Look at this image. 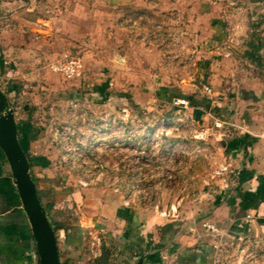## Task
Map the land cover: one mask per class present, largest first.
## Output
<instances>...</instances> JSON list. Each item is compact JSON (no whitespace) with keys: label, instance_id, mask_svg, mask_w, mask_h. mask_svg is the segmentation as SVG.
Returning <instances> with one entry per match:
<instances>
[{"label":"rangeland","instance_id":"1","mask_svg":"<svg viewBox=\"0 0 264 264\" xmlns=\"http://www.w3.org/2000/svg\"><path fill=\"white\" fill-rule=\"evenodd\" d=\"M112 1L99 26L90 17L81 40L50 58L32 60L15 43L9 51L0 44V89L50 167L30 175H53L64 196L103 189L167 220L201 221L226 190L214 173L226 163L227 138L214 126L224 120L203 105L213 96L205 75L224 48L206 24L209 2ZM64 53L81 60V77L49 69ZM259 244L231 240L227 253L237 264H264Z\"/></svg>","mask_w":264,"mask_h":264},{"label":"crops","instance_id":"2","mask_svg":"<svg viewBox=\"0 0 264 264\" xmlns=\"http://www.w3.org/2000/svg\"><path fill=\"white\" fill-rule=\"evenodd\" d=\"M87 1L0 0V44L9 51L15 43L32 60L68 51L65 45L81 40L90 17L99 26L110 2L92 0L90 10ZM205 1L211 12L206 24L216 33L212 41L224 48L215 54L221 63L210 64L205 75L213 96L203 105L240 130L223 142L224 164L236 175L205 218L176 222L122 205L103 189H74L64 196L53 175L37 173L39 194L53 206L48 215L55 220L61 264H237L227 253L231 240L258 242L264 250V0ZM224 30L226 41L217 38ZM15 121L30 169L50 171L34 150L29 124ZM0 264H36L29 222L1 149Z\"/></svg>","mask_w":264,"mask_h":264},{"label":"water","instance_id":"3","mask_svg":"<svg viewBox=\"0 0 264 264\" xmlns=\"http://www.w3.org/2000/svg\"><path fill=\"white\" fill-rule=\"evenodd\" d=\"M0 149L6 158L8 172L29 222L36 264H61L55 237V220L48 215L45 205L39 199L37 183L30 175L28 158L19 143L14 111L1 89Z\"/></svg>","mask_w":264,"mask_h":264},{"label":"built area","instance_id":"4","mask_svg":"<svg viewBox=\"0 0 264 264\" xmlns=\"http://www.w3.org/2000/svg\"><path fill=\"white\" fill-rule=\"evenodd\" d=\"M49 69L55 73L62 75L66 79L79 78L83 73L81 60L77 57L67 55H64L62 58L51 62L49 64ZM204 90L209 93V88L205 87ZM214 126L216 129L223 131L221 135L224 137L231 136L233 135L234 130H238L237 127L225 121L217 120L214 122ZM239 131L240 130H238V132ZM214 173L216 176L221 178L223 186L225 188L227 187V179L231 178V176L236 175V173L231 170L230 166L227 164H222Z\"/></svg>","mask_w":264,"mask_h":264},{"label":"trees","instance_id":"5","mask_svg":"<svg viewBox=\"0 0 264 264\" xmlns=\"http://www.w3.org/2000/svg\"><path fill=\"white\" fill-rule=\"evenodd\" d=\"M184 100H187L188 102H190V98H184ZM191 103V102H190ZM195 105H197L196 104V102L194 103ZM194 106V105H193ZM29 164H30V167L32 166V160H29ZM32 179L37 183V190H38V180L36 179V178H33L32 177ZM55 182V181H54ZM38 195H39V199L41 200V202L45 205V208H46V211H47V213L49 214V215H51L52 214V211H53V206L52 205H47V204H45L44 202H43V200H42V198H41V196H40V194H39V191H38ZM57 227V226H56ZM57 228H59V227H57Z\"/></svg>","mask_w":264,"mask_h":264}]
</instances>
